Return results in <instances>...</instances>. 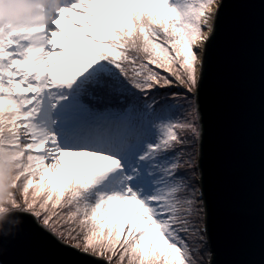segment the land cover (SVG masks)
Listing matches in <instances>:
<instances>
[{"label": "snow or ice", "instance_id": "1", "mask_svg": "<svg viewBox=\"0 0 264 264\" xmlns=\"http://www.w3.org/2000/svg\"><path fill=\"white\" fill-rule=\"evenodd\" d=\"M223 5L55 0L0 28L3 245L27 223L82 264H214L198 97Z\"/></svg>", "mask_w": 264, "mask_h": 264}, {"label": "water", "instance_id": "2", "mask_svg": "<svg viewBox=\"0 0 264 264\" xmlns=\"http://www.w3.org/2000/svg\"><path fill=\"white\" fill-rule=\"evenodd\" d=\"M198 103L211 261L264 264V0H224ZM14 212L0 216V228ZM20 228L16 240L0 241V264H82L70 245Z\"/></svg>", "mask_w": 264, "mask_h": 264}, {"label": "clouds", "instance_id": "3", "mask_svg": "<svg viewBox=\"0 0 264 264\" xmlns=\"http://www.w3.org/2000/svg\"><path fill=\"white\" fill-rule=\"evenodd\" d=\"M55 0H0V28L17 27L31 23L41 14V10L48 9ZM14 162L0 163V188L11 191V181L15 175ZM6 206L0 200V207ZM23 212V208L18 209Z\"/></svg>", "mask_w": 264, "mask_h": 264}, {"label": "rangeland", "instance_id": "4", "mask_svg": "<svg viewBox=\"0 0 264 264\" xmlns=\"http://www.w3.org/2000/svg\"><path fill=\"white\" fill-rule=\"evenodd\" d=\"M65 31H67L68 33H69V35H73V36H76V35H78V34H76L70 27L69 28H66L65 29ZM83 42V41H82ZM68 161H69V163H71V161L73 160V159H75V158H71V157H69V158H66ZM197 179L200 181V183H201V175H199L198 177H197ZM0 209H4V210H0V216H2V215H4L5 213H8V212H11V211H17L18 209H17V207H15V206H9V205H6V206H4V207H0ZM210 248V247H209ZM208 259L211 261V259H212V256L211 257H208Z\"/></svg>", "mask_w": 264, "mask_h": 264}]
</instances>
